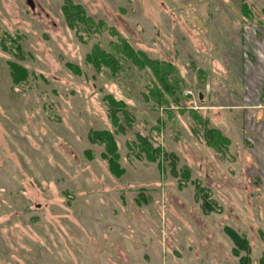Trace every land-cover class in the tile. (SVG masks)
<instances>
[{
	"label": "rangeland",
	"instance_id": "obj_1",
	"mask_svg": "<svg viewBox=\"0 0 264 264\" xmlns=\"http://www.w3.org/2000/svg\"><path fill=\"white\" fill-rule=\"evenodd\" d=\"M261 25L264 0H0V264H264L231 109L258 101L236 62Z\"/></svg>",
	"mask_w": 264,
	"mask_h": 264
},
{
	"label": "crops",
	"instance_id": "obj_2",
	"mask_svg": "<svg viewBox=\"0 0 264 264\" xmlns=\"http://www.w3.org/2000/svg\"><path fill=\"white\" fill-rule=\"evenodd\" d=\"M252 27L255 30L247 27L245 31L236 66L240 73L239 82L243 87L241 94L255 95L258 101L250 105L246 99H243L247 102L244 103L245 107L237 104L231 109L235 111L236 118L240 117L239 122H244L245 134L252 141L253 163L263 170V174L260 172L262 176L264 175V25ZM255 171L259 172L258 168Z\"/></svg>",
	"mask_w": 264,
	"mask_h": 264
},
{
	"label": "trees",
	"instance_id": "obj_3",
	"mask_svg": "<svg viewBox=\"0 0 264 264\" xmlns=\"http://www.w3.org/2000/svg\"><path fill=\"white\" fill-rule=\"evenodd\" d=\"M72 4L70 5V4H67V5H64L63 6V9H64V12L66 13L65 14V16H66V18H67V20L68 21H70L71 23L74 21V20H77V18H76V15L78 14V12H73V10H72ZM76 8L78 9L79 8V6L77 7L76 6ZM78 19H84V17H82V15L78 18ZM74 26H76V24L75 23H73V25H72V27H74ZM121 42H125V41H121ZM124 44V46H127V44H125V43H123ZM123 46V45H122ZM136 54H138V52H135V51H133L132 49L130 50V52L127 54V56H125L126 57V59L127 60H135L137 57H136ZM97 56H98V54H97ZM98 59V58H97ZM96 59V60H97ZM150 64L152 63V61H150V60H147ZM97 62V61H96ZM130 62H132V61H130ZM117 64V61H115L114 60V62H112L111 63V65L113 66V65H116ZM14 64H10V76L12 77V79H13V81L15 82V79L14 78H16V77H14V73H15V68H14V66H13ZM145 66H147V65H145ZM116 71V70H115ZM23 79V78H22ZM94 135H97V134H100V136H102V138H101V141L103 142V143H105L104 145H105V150H106V155H108L109 156V159H108V161H109V166H111V168H113L114 166H118L117 165V160H116V158H117V154H116V147H115V143H114V141H113V139H112V137L109 135V133L107 132V131H95L94 133H93ZM92 135V134H91ZM90 138H91V141L93 142V136H90ZM224 138H222L221 137V141H223V142H226L225 140H223ZM141 141L143 142V144H140V146H141V148L144 150V152L146 153V159H148V160H150V161H155V158H156V156H153V155H155V153H157L158 152V156H161V157H165V152H163V151H160V150H157V149H155V148H151V146L149 145V143H147V142H145L144 140H142L141 139ZM209 143H211V144H209ZM208 144L212 147V148H214L213 147V145H215V144H213L212 145V142H208ZM144 147V148H143ZM214 150L215 151H220V149L219 148H214ZM110 154V155H109ZM171 155V154H170ZM171 156H173V155H171ZM121 169H118V171H120ZM114 173V172H113ZM116 174V173H115ZM182 175H183V178L184 179H187L188 177H189V172H188V170H184V171H182ZM199 187V189H197V193H199V192H202V188H200V186H197L196 188H198ZM200 190V191H199ZM199 191V192H198ZM203 204H204V207L205 208H208L209 207V203L205 200V201H203ZM226 231H227V233L229 234V236H230V238L234 241V243L236 244L239 240V238H238V236H237V233H235L233 230H231L230 228L229 229H227L226 228ZM241 242V241H240ZM243 245V244H242ZM264 262V261H263ZM246 264V263H245Z\"/></svg>",
	"mask_w": 264,
	"mask_h": 264
},
{
	"label": "water",
	"instance_id": "obj_4",
	"mask_svg": "<svg viewBox=\"0 0 264 264\" xmlns=\"http://www.w3.org/2000/svg\"><path fill=\"white\" fill-rule=\"evenodd\" d=\"M201 97V96H200Z\"/></svg>",
	"mask_w": 264,
	"mask_h": 264
}]
</instances>
